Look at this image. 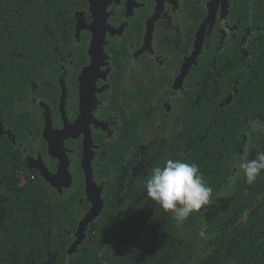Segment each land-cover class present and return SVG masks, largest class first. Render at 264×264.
<instances>
[{
    "label": "flooded vegetation",
    "instance_id": "af4514ba",
    "mask_svg": "<svg viewBox=\"0 0 264 264\" xmlns=\"http://www.w3.org/2000/svg\"><path fill=\"white\" fill-rule=\"evenodd\" d=\"M1 55L0 137L79 224L93 207L86 158L104 211L147 218L151 169L189 163L196 137L228 133L240 160L264 151V0H0Z\"/></svg>",
    "mask_w": 264,
    "mask_h": 264
},
{
    "label": "trees",
    "instance_id": "16d2710c",
    "mask_svg": "<svg viewBox=\"0 0 264 264\" xmlns=\"http://www.w3.org/2000/svg\"><path fill=\"white\" fill-rule=\"evenodd\" d=\"M3 61L1 55V79ZM5 90L0 87V101ZM204 140L200 148L194 139L189 163L212 188L205 209L178 222L157 203L145 218L122 214L117 201H107L91 224L94 230L89 225L84 242L70 254L80 218L63 210V202L52 206L44 194L46 183L32 180L0 137V264H264V172L247 184L238 166L241 155L224 151L228 133L219 146L214 136ZM112 183L106 191L114 189Z\"/></svg>",
    "mask_w": 264,
    "mask_h": 264
},
{
    "label": "clouds",
    "instance_id": "9594fccd",
    "mask_svg": "<svg viewBox=\"0 0 264 264\" xmlns=\"http://www.w3.org/2000/svg\"><path fill=\"white\" fill-rule=\"evenodd\" d=\"M238 166L245 182L255 183L264 172V151L258 152L255 159H242ZM146 193L151 201L183 222L209 205L212 188L205 183L195 163L168 159L163 166L151 169Z\"/></svg>",
    "mask_w": 264,
    "mask_h": 264
},
{
    "label": "water",
    "instance_id": "95a60500",
    "mask_svg": "<svg viewBox=\"0 0 264 264\" xmlns=\"http://www.w3.org/2000/svg\"><path fill=\"white\" fill-rule=\"evenodd\" d=\"M47 128L45 130L44 136L47 141L50 143V152L52 153V149L54 147V139L53 137L56 136V132L52 131V126L50 120L47 121ZM2 129V127H0ZM70 131V128L68 126L65 127L63 131H61L59 134L65 136L67 138L68 132ZM89 146H91V142L86 145V148L89 149ZM52 155H54L52 153ZM84 170L86 172V177H87V194L89 195V200L91 201L93 207L91 211L81 220L79 224V229L77 233L75 234L76 241L75 243L71 246L69 252L70 254H73L77 252L79 246L84 242L85 236H86V229L88 228L89 225L93 224L94 221H96L101 214L104 211V202L101 198V188H98L96 183L94 182L93 179V172L91 169V164L88 158L84 161ZM60 173H68V164H64L61 166ZM59 173V174H60ZM44 178L46 181L50 182L53 187L56 188H62L64 187H69V184H62L60 181L62 178L58 176H49L44 173Z\"/></svg>",
    "mask_w": 264,
    "mask_h": 264
},
{
    "label": "rangeland",
    "instance_id": "374dc122",
    "mask_svg": "<svg viewBox=\"0 0 264 264\" xmlns=\"http://www.w3.org/2000/svg\"><path fill=\"white\" fill-rule=\"evenodd\" d=\"M255 209H256V207H253L252 210H251L249 213H251V212L254 211ZM93 233H95V232H93Z\"/></svg>",
    "mask_w": 264,
    "mask_h": 264
}]
</instances>
